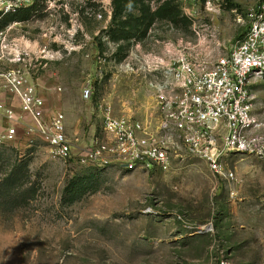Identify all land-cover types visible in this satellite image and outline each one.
Instances as JSON below:
<instances>
[{
	"label": "rangeland",
	"instance_id": "rangeland-1",
	"mask_svg": "<svg viewBox=\"0 0 264 264\" xmlns=\"http://www.w3.org/2000/svg\"><path fill=\"white\" fill-rule=\"evenodd\" d=\"M33 1L0 19V71L27 54L31 86L46 115H65L72 148L66 159L51 156L23 123L4 139L11 124L0 111V181L11 176L14 188H0V264H264V159L234 153L238 181H223L176 133L167 171L90 158L101 106L161 136L153 82L180 53L207 64L227 53L264 0ZM166 1L172 19L141 24L143 7L152 14ZM252 91V113L264 121V76ZM0 100L20 113L1 78Z\"/></svg>",
	"mask_w": 264,
	"mask_h": 264
},
{
	"label": "built area",
	"instance_id": "built-area-1",
	"mask_svg": "<svg viewBox=\"0 0 264 264\" xmlns=\"http://www.w3.org/2000/svg\"><path fill=\"white\" fill-rule=\"evenodd\" d=\"M33 2L0 0V19ZM247 17V31L216 61L207 64L180 53L162 71L160 80L153 82L161 136L150 135L135 120L113 116L108 106H101L102 136L93 144L92 163L106 167L115 162L125 168L140 165L167 171L173 133L189 153L205 160L213 175L223 181H238L236 170L228 163L234 153L264 159V121L252 113V85L264 76V1L252 6ZM26 56L15 55L10 59L13 66L0 71L5 87L19 98L21 109L17 114L0 100V111L11 124L3 137L14 140L17 126L23 123L27 136L37 134L51 156L66 159L72 142L65 115H46L44 98L31 86L33 66ZM84 93L90 96L88 89ZM26 118L32 123H27ZM220 264L234 263L222 260Z\"/></svg>",
	"mask_w": 264,
	"mask_h": 264
},
{
	"label": "trees",
	"instance_id": "trees-1",
	"mask_svg": "<svg viewBox=\"0 0 264 264\" xmlns=\"http://www.w3.org/2000/svg\"><path fill=\"white\" fill-rule=\"evenodd\" d=\"M115 1V4H116V7L117 6H120V3L122 2V0H114ZM128 1V0H127ZM133 2H138V1H141V0H131ZM31 8H27L25 10H28V11H31ZM119 9V8H117ZM24 10V9H23ZM21 10L20 12L16 13V14H13V15H7V17H17L21 14V12L23 11ZM176 10L174 9V5L169 2V1H166L162 6H160L155 12H153L152 14L149 13V10L145 7H143V11H142V18H141V24L145 25L146 27H148L150 21H152V19L154 17H159V18H166V19H172L174 17V15L176 14ZM124 27H122L121 29L122 30H125V25H123ZM127 33L126 35H124L123 37H132L133 35L135 34H131V32H126ZM13 178H11V176H9L8 178H5L4 180H1L0 181V188H1V192L2 190H5V189H8L9 191L13 190L12 187L10 186V182L12 181ZM16 188V185L13 186ZM0 192V193H1ZM1 195V194H0Z\"/></svg>",
	"mask_w": 264,
	"mask_h": 264
}]
</instances>
